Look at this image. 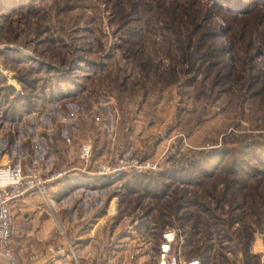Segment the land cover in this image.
I'll list each match as a JSON object with an SVG mask.
<instances>
[{"label": "rangeland", "instance_id": "obj_1", "mask_svg": "<svg viewBox=\"0 0 264 264\" xmlns=\"http://www.w3.org/2000/svg\"><path fill=\"white\" fill-rule=\"evenodd\" d=\"M241 1L257 11L241 16L213 0H0V162L35 164L44 178L63 172L46 185L60 235H83L62 242L72 241L71 264H98L89 258L113 247L122 249L118 264H158L162 233L172 227L176 250L189 259L184 231L198 214V250L211 245L207 264H264V174L250 178L238 202L211 204L222 216L211 239L205 210L192 204L197 214L186 224L172 216L155 235L149 207L157 200L143 184H126L133 176L79 182L101 177L82 168L84 142L93 160L126 147L163 156L164 167L147 173L155 178L200 150L228 146L230 161L241 142L264 132V0ZM167 182L169 191L196 185Z\"/></svg>", "mask_w": 264, "mask_h": 264}, {"label": "trees", "instance_id": "obj_2", "mask_svg": "<svg viewBox=\"0 0 264 264\" xmlns=\"http://www.w3.org/2000/svg\"><path fill=\"white\" fill-rule=\"evenodd\" d=\"M213 1L217 2V5L222 7V10H233V12H237L241 16L251 15L257 11L256 6L253 4V6H247L248 4L241 0ZM221 75V73H217L215 76L220 77ZM207 76L209 75L207 74ZM230 90L234 92L235 86ZM224 142L229 143L226 135L224 136ZM231 142H235V139H232ZM241 143L242 146L236 147L230 161H228L227 157L232 152H230L228 146H221L216 148V150L205 153L203 156H201L200 150L193 156H190L185 164L183 162L173 163L155 178H150L147 174L148 172L140 171L118 173L95 177L94 179H79V182L90 185H105L109 184V182L118 181L125 176H133L127 180L128 183L126 184L132 186L133 189L140 188V185L143 184L149 194L157 200L156 204L152 206L153 208L149 207V211H153L154 209L157 212L154 215L155 228L153 230H155V235L157 234V228L161 229L159 231L161 233L162 230L171 227L173 223L172 216L185 220L181 223L182 226L186 224V220L195 213L189 209V205L192 204L195 207H199L200 210H205L206 235L204 236L206 238L209 236L208 239H211L210 232L212 226L222 221V216L213 212L211 204L213 202L216 204L221 203L224 207L226 202L229 204L238 202L240 195L245 197L248 194L246 193V189L251 184L250 178L264 174V132L259 137L252 138L250 142L245 141ZM201 175L203 180H196ZM174 179L184 185L186 183L196 184L195 188H174L169 191L171 185H167V181L172 182ZM73 181L79 183L78 180ZM182 210L184 214L180 215ZM200 220L201 215L199 216L198 214L195 222L192 223L193 229L184 231L185 246L188 248L187 253L191 255L190 257H200L203 264H207V261L209 262L210 260L211 245L205 246L204 252L199 251V246L196 244L198 239L195 238V235L197 236V233H199L198 222ZM231 220L234 219L232 218ZM239 220H241V217Z\"/></svg>", "mask_w": 264, "mask_h": 264}, {"label": "built area", "instance_id": "obj_3", "mask_svg": "<svg viewBox=\"0 0 264 264\" xmlns=\"http://www.w3.org/2000/svg\"><path fill=\"white\" fill-rule=\"evenodd\" d=\"M79 153L83 160V170L86 171L87 175L92 176L95 174L96 176H109L124 172H153L162 169L165 162L163 156L145 157L128 147L111 157L93 160L95 152L90 142H84ZM62 174L63 172L44 178L42 170L35 164L23 166L20 161H13L12 159L0 162V256L5 264H39L41 260L65 255L68 250L74 253L70 241L67 243L68 247L64 244L50 245L46 248L32 250L24 256L9 245L13 223L10 204L14 199L27 194L29 191H35L45 200L50 212L58 214L59 206L51 196L46 182ZM177 236L176 227L163 231L157 255L158 264H203L198 257L189 259L181 257L180 252L175 248Z\"/></svg>", "mask_w": 264, "mask_h": 264}, {"label": "crops", "instance_id": "obj_4", "mask_svg": "<svg viewBox=\"0 0 264 264\" xmlns=\"http://www.w3.org/2000/svg\"><path fill=\"white\" fill-rule=\"evenodd\" d=\"M111 149V147H108ZM107 148V149H108ZM103 152L102 149H100ZM6 154V153H4ZM106 155V153H103ZM102 154V155H103ZM101 155V157H102ZM3 155H0V161ZM8 158V157H7ZM9 159V158H8ZM82 174H80L81 176ZM84 179H89L84 175ZM45 200L35 191H29L27 194L18 197L10 204V214L13 220L11 228V236L9 245L15 249L20 255L24 256L32 250L46 248L50 245L63 244L62 242L68 238L73 239L75 242L79 241L78 237L83 236L80 234L77 238L72 237L70 234L62 237L59 230L56 227L54 216L51 214L48 206L45 205ZM93 233L90 234V236ZM100 236L99 239H101ZM98 239V242L100 240ZM89 239L85 243L86 248L82 250L83 255L90 256L89 253ZM95 240V239H94ZM93 240V241H94ZM70 241V240H69ZM106 240H103L105 242ZM72 244V241H70ZM65 245V243H64ZM122 252V249H116L113 247L111 251H104L103 249H97L94 256L89 258L91 261L99 260L98 264H118V256ZM101 260V263H100ZM70 255L66 253L62 256H55L50 259L41 260L39 264H71ZM0 264H5L4 260L0 256ZM119 264H125L124 262Z\"/></svg>", "mask_w": 264, "mask_h": 264}]
</instances>
